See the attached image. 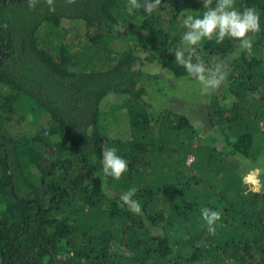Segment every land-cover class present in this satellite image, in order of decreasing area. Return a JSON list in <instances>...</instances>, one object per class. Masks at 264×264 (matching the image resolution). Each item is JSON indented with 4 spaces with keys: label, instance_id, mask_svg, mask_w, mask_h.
Here are the masks:
<instances>
[{
    "label": "trees",
    "instance_id": "1",
    "mask_svg": "<svg viewBox=\"0 0 264 264\" xmlns=\"http://www.w3.org/2000/svg\"><path fill=\"white\" fill-rule=\"evenodd\" d=\"M233 3L260 16L251 50L183 46L203 0H0V264H264V0ZM177 49L229 83L226 103L202 106L213 132L196 145L186 113L142 97L162 92L147 65L201 82ZM110 148L127 161L119 179L98 171ZM130 188L138 213L121 198ZM203 208L220 213L214 232Z\"/></svg>",
    "mask_w": 264,
    "mask_h": 264
},
{
    "label": "clouds",
    "instance_id": "2",
    "mask_svg": "<svg viewBox=\"0 0 264 264\" xmlns=\"http://www.w3.org/2000/svg\"><path fill=\"white\" fill-rule=\"evenodd\" d=\"M154 3L158 4L159 0H154ZM203 8L205 11L202 15L188 14L183 18L182 22L186 31L181 40L184 45L194 46L204 39L212 40L213 38L217 43H222L225 38H232L239 41L240 51L251 50L252 42L248 34L260 31V16L255 8L237 10L233 0H215V3L213 0H203ZM146 11H152V4L146 6ZM174 59L206 87L213 84L203 75L205 72L203 64H193L190 57H185L182 49L174 51ZM98 171H102L105 177L119 179L127 171V161L117 154L116 149H107L102 153L101 168ZM135 192V188H130L122 194L121 198L124 203L130 205L132 211L138 213L141 211L140 205L132 199ZM201 215L208 225V231L214 232L213 225L220 219V213L210 208H203Z\"/></svg>",
    "mask_w": 264,
    "mask_h": 264
},
{
    "label": "rangeland",
    "instance_id": "3",
    "mask_svg": "<svg viewBox=\"0 0 264 264\" xmlns=\"http://www.w3.org/2000/svg\"><path fill=\"white\" fill-rule=\"evenodd\" d=\"M75 22L70 20H63L62 26L65 28H68L69 34L70 30L74 28ZM125 40H122V38L118 39V42L114 44V46H122L123 48L126 47L127 43L122 44V42ZM131 43L134 44L132 41ZM184 47H190L183 44ZM201 48V46H200ZM139 54V51H137ZM147 71L149 72H155L159 74V89L162 90V92H165L167 88H175V91L178 92L181 96V100H177V97H174L172 99H176L175 103H168V97L164 95V93H155L153 89L149 88L146 90V93L142 95L143 99L150 105V110L154 111H160L162 109H165L169 107L170 109L177 108L178 110L186 113L189 118L191 119L192 124L195 126V129H192L190 131H187L186 135H188V139L193 143V145H196L200 138L207 136L208 134L213 132V127L211 126V123L209 121V118H207V112H204L203 109L210 104V101L215 97L217 100L222 103H226L228 101L229 97L226 95L227 92L223 93L224 89L229 86L228 81H226V75L220 71L219 67H217L215 73H212L210 81L213 82V84L208 85L207 87L202 83L198 82L197 80L190 81L188 79H184L189 83L188 87H182L181 83L177 81L174 77H172L171 74H169L166 71H162L156 64H151L146 66ZM199 80V79H198ZM167 84V85H166ZM218 95V96H217ZM113 100H121L120 96L112 95ZM214 98V99H215ZM225 100V101H224ZM178 103H177V102ZM201 106V108H200ZM204 108H203V107ZM106 110V108H105ZM124 108L119 112L116 117L109 118L110 114L107 113V122L109 125L110 130H118L120 126V120L124 119L123 117ZM119 119V120H118ZM126 123V122H125ZM261 130H264V125L261 122ZM122 127V126H120ZM115 128V129H114ZM191 158V156L189 157ZM188 158V159H189ZM187 159V163H189V160ZM245 181L249 184V186L257 190L259 189V178L258 173L253 172L249 173Z\"/></svg>",
    "mask_w": 264,
    "mask_h": 264
},
{
    "label": "built area",
    "instance_id": "4",
    "mask_svg": "<svg viewBox=\"0 0 264 264\" xmlns=\"http://www.w3.org/2000/svg\"><path fill=\"white\" fill-rule=\"evenodd\" d=\"M188 160H189V162H190V161H192V160H193V158H189Z\"/></svg>",
    "mask_w": 264,
    "mask_h": 264
},
{
    "label": "crops",
    "instance_id": "5",
    "mask_svg": "<svg viewBox=\"0 0 264 264\" xmlns=\"http://www.w3.org/2000/svg\"><path fill=\"white\" fill-rule=\"evenodd\" d=\"M256 173H258V172L256 171ZM259 185H260V182H259Z\"/></svg>",
    "mask_w": 264,
    "mask_h": 264
}]
</instances>
